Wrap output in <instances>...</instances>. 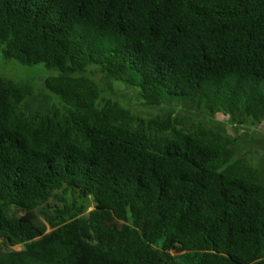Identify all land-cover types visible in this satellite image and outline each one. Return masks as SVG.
I'll return each mask as SVG.
<instances>
[{
    "label": "trees",
    "instance_id": "trees-1",
    "mask_svg": "<svg viewBox=\"0 0 264 264\" xmlns=\"http://www.w3.org/2000/svg\"><path fill=\"white\" fill-rule=\"evenodd\" d=\"M0 55L53 71L44 101L0 77V264H264L242 138L86 75L262 124L264 0H0Z\"/></svg>",
    "mask_w": 264,
    "mask_h": 264
},
{
    "label": "rangeland",
    "instance_id": "rangeland-1",
    "mask_svg": "<svg viewBox=\"0 0 264 264\" xmlns=\"http://www.w3.org/2000/svg\"><path fill=\"white\" fill-rule=\"evenodd\" d=\"M51 74H53V71L47 69L43 64L25 65L16 60H6L0 55V77L13 82H31L35 86L36 93L41 95V101H44V96H46L43 90V80ZM86 75L90 76L100 85L102 97L112 98L120 102L124 107H127L140 117L163 116L168 111L173 110L175 115L190 117V121L193 123L222 130L233 137H241L242 143L240 151H238L239 156L240 154L248 153L246 161L250 162L251 165L260 164L264 177V123L254 126H251L250 123L230 125L225 117L214 116L204 111L175 103L162 107H148L140 102L136 90L125 87L120 82L114 83L105 80L94 67H90ZM45 231H49L47 226L45 227ZM14 249L18 250L20 247L16 246Z\"/></svg>",
    "mask_w": 264,
    "mask_h": 264
}]
</instances>
